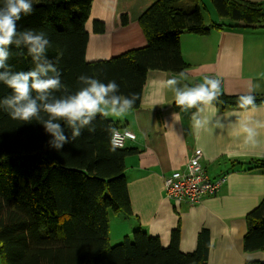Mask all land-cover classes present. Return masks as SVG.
Here are the masks:
<instances>
[{
  "label": "trees",
  "instance_id": "1",
  "mask_svg": "<svg viewBox=\"0 0 264 264\" xmlns=\"http://www.w3.org/2000/svg\"><path fill=\"white\" fill-rule=\"evenodd\" d=\"M92 0H33V12L17 22V29L44 31L51 42L47 59L59 56L57 67L69 93L82 86L80 75L105 84L115 81L120 94H138L139 107L148 70L181 73L188 67L180 49L183 33L205 35L217 29H264V3L248 0H210L220 20L207 23L201 0H155L138 17L146 38L142 47L104 60L85 59V22ZM4 0H0L3 6ZM122 23L125 17L122 16ZM97 31L102 25L95 26ZM14 71L34 67L24 48L9 49ZM11 93L0 83V100ZM62 93H56L61 95ZM264 105V93H253ZM222 94L220 111L239 109V96ZM95 132L87 127L72 140V129L63 125L67 143L59 151L42 125L13 120L0 107V264H207L210 233L202 228L193 251L179 247L177 224L167 245L144 229L111 244L109 213L132 214L125 156L135 152L110 144L109 127L118 123L98 116ZM238 170L264 171V159L235 161ZM243 249L264 253V195L245 215ZM245 264H264L249 260Z\"/></svg>",
  "mask_w": 264,
  "mask_h": 264
},
{
  "label": "crops",
  "instance_id": "2",
  "mask_svg": "<svg viewBox=\"0 0 264 264\" xmlns=\"http://www.w3.org/2000/svg\"><path fill=\"white\" fill-rule=\"evenodd\" d=\"M155 0H92L85 22V59L104 60L129 49L142 47L146 38L139 15ZM263 2L264 0H248ZM122 16L126 22L122 23ZM102 25L97 31L95 26ZM180 49L188 67L180 73L148 70L140 105L126 116L108 117L120 129L131 131L124 147L136 151L125 156V178L132 214L109 213L108 238L111 244L130 236L135 228L157 236L167 245L171 230L178 224L179 247L193 251L202 228L210 233L207 264H245L263 260L261 250L243 249L245 215L264 195V171L238 170L235 161L264 159V127H259L258 143L245 139L241 125H264V105L220 111L213 109L198 116L210 118L207 127H197L191 113L175 105L167 81L177 78L181 85L194 86L205 77H219L221 89L229 95L264 93V29H211L208 34L183 33ZM178 87L180 85H177ZM179 113V121L173 119ZM217 121L222 127L215 126ZM195 149L203 154V166L211 178L225 175L216 194L200 203H177L164 192V177L183 169Z\"/></svg>",
  "mask_w": 264,
  "mask_h": 264
},
{
  "label": "clouds",
  "instance_id": "3",
  "mask_svg": "<svg viewBox=\"0 0 264 264\" xmlns=\"http://www.w3.org/2000/svg\"><path fill=\"white\" fill-rule=\"evenodd\" d=\"M33 12V0H4L0 6V83L11 89V93L0 100V107L13 120L31 124L33 121L43 126L44 131L53 139L49 141L57 151L64 143L69 142L63 134V125L72 129V140L81 136V129L87 127L89 132H95L92 123L98 116H126L139 99L138 94L123 96L115 81L108 83L88 75H80L78 83L82 85L75 93H69L62 82L61 72L57 67L59 56L55 60L47 59L51 42L44 31L31 28L17 29V22L22 15ZM24 48L31 57L34 67L28 71H14L8 63L11 48ZM185 73L181 72L180 77ZM167 85L174 93L175 105L182 111L191 113L197 127H207L210 118L198 119L201 114L213 109L222 94L221 81L205 77L202 83L194 86L181 85V81L172 78ZM177 85H180L179 87ZM56 93H62L56 95ZM241 108H257L256 97L250 90L239 96ZM179 113H173V119L179 121ZM217 127L222 125L217 121ZM245 139L252 144L258 143V128L264 125L243 123ZM115 137L117 130L109 127ZM126 135H130L127 134ZM115 145V140L113 141Z\"/></svg>",
  "mask_w": 264,
  "mask_h": 264
},
{
  "label": "built area",
  "instance_id": "4",
  "mask_svg": "<svg viewBox=\"0 0 264 264\" xmlns=\"http://www.w3.org/2000/svg\"><path fill=\"white\" fill-rule=\"evenodd\" d=\"M216 79H221L215 77ZM117 135H110V144L116 148H122L127 139H133L135 135L125 129H116ZM130 134V135H126ZM115 140V145L113 141ZM203 154L200 149H195L187 157L183 169L172 171L164 177V192L168 199L174 202H186L188 204L200 203L205 197L216 194L220 186L225 182V175L217 178L208 176L203 163Z\"/></svg>",
  "mask_w": 264,
  "mask_h": 264
},
{
  "label": "rangeland",
  "instance_id": "5",
  "mask_svg": "<svg viewBox=\"0 0 264 264\" xmlns=\"http://www.w3.org/2000/svg\"><path fill=\"white\" fill-rule=\"evenodd\" d=\"M202 2V14L207 23H211L212 21L220 20L215 12L214 6L210 0H201ZM164 181V180H163ZM122 215V214H120Z\"/></svg>",
  "mask_w": 264,
  "mask_h": 264
},
{
  "label": "bare ground",
  "instance_id": "6",
  "mask_svg": "<svg viewBox=\"0 0 264 264\" xmlns=\"http://www.w3.org/2000/svg\"><path fill=\"white\" fill-rule=\"evenodd\" d=\"M171 200V199H170Z\"/></svg>",
  "mask_w": 264,
  "mask_h": 264
}]
</instances>
